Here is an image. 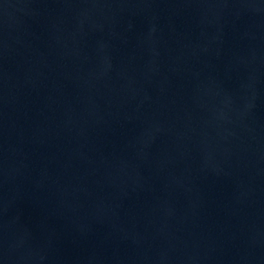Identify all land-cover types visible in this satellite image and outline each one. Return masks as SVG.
Segmentation results:
<instances>
[{"label":"water","instance_id":"water-1","mask_svg":"<svg viewBox=\"0 0 264 264\" xmlns=\"http://www.w3.org/2000/svg\"><path fill=\"white\" fill-rule=\"evenodd\" d=\"M0 264H264V0H0Z\"/></svg>","mask_w":264,"mask_h":264}]
</instances>
